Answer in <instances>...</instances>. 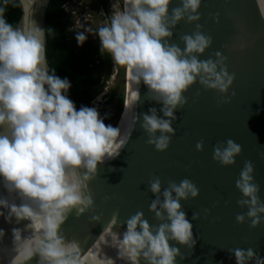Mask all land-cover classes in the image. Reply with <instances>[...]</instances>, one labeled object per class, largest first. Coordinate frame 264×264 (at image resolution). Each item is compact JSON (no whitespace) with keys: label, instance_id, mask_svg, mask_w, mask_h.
<instances>
[{"label":"clouds","instance_id":"1","mask_svg":"<svg viewBox=\"0 0 264 264\" xmlns=\"http://www.w3.org/2000/svg\"><path fill=\"white\" fill-rule=\"evenodd\" d=\"M38 2L42 6L46 0H0V182L8 193L0 196V209L6 210L0 211V217L10 224L14 219L16 224L29 222L24 228L12 229L13 246L8 249L7 264H26L37 255L38 264H116L110 257L100 258L91 248L82 253L80 243L68 242L61 228L73 210L78 216L87 209L95 211L89 184L97 178L98 166L120 155L138 117L136 114L133 125L122 132L121 126L106 125L94 107L77 110L67 95L70 82L57 76L54 69L49 74L50 29L46 34L33 19V5ZM172 3L124 0L122 11L112 14L110 22L94 33L99 37L101 53L107 52L114 65L124 67L137 86L133 93L136 103L143 82L147 98L162 104L159 112L153 107L150 114H143L141 125L148 135L147 143L161 152L170 146L176 111L188 103L184 93L191 86L198 81L206 90L227 97L236 79L229 73L228 58L222 52H215V59H199L213 45V38L204 34L198 23L202 0H180V6L170 12ZM256 3L264 18V0ZM9 6L22 10L17 25L6 19ZM214 19L219 23L220 14L216 13ZM182 21L196 25V31L180 37L184 49L169 43L172 29ZM87 31L92 32L91 28ZM76 39L83 45L87 36L78 32ZM237 40L243 50L247 46L243 37ZM231 96L235 97L236 92L232 91ZM222 102L229 103L230 99ZM196 149L203 151L204 142H197ZM242 152V146L229 138L214 146L213 159L222 166H233ZM254 172L253 162L245 161L236 180L243 196L237 203L248 209L237 214L236 221H250L253 229L264 223V201ZM148 185L155 195L149 209L160 223L152 226L138 211L126 220V231L116 233L112 230L118 223L115 212L99 239L110 237L111 247L118 250V258L125 264H141V260L144 264H178V257H187L170 242L192 250L197 243L181 201L199 197V189L187 178L179 183L169 180L162 190L160 177L153 176ZM192 219H199V213H194ZM92 221L100 222L101 217L94 215ZM5 235L0 229V244ZM228 251L234 254L236 264H264L252 248Z\"/></svg>","mask_w":264,"mask_h":264},{"label":"water","instance_id":"2","mask_svg":"<svg viewBox=\"0 0 264 264\" xmlns=\"http://www.w3.org/2000/svg\"><path fill=\"white\" fill-rule=\"evenodd\" d=\"M49 4L50 0H46L42 6L39 2L33 5L36 9L33 19L46 34ZM178 6L180 0H173L170 12L171 8ZM199 11L202 18L198 23L202 25L203 33L213 38V45L205 54L199 55V59H215L214 53L222 52L228 58L229 73L235 74L234 84L227 97L216 90H206L198 81L191 86L184 93L188 103L176 111L175 135L171 136L169 148L161 152L147 143L148 135L141 125L143 114L149 113L153 107L159 112L162 104L147 98V86L141 82L140 99L137 103L134 100L132 105L130 127L136 114L138 120L128 144L117 158L98 166V176L89 184L95 211L87 209L78 216L77 210H73L62 225L61 232L66 240L78 241L82 253L91 248L94 253H99L100 258L107 256L116 264H125L118 258V250L111 247L110 237L99 238L115 212H118V223L112 230L116 233L126 231V220L138 211L144 213L152 226L160 223L149 209L155 195L149 191L148 185L153 176H159L162 190L168 187L169 180L179 183L187 178L200 192L197 198L181 201L193 224L197 243L192 250L170 242L187 257L183 260L178 257V264H236L234 254L228 251L235 248H252L264 259V223L253 229L249 226L250 221L245 224L236 221L237 214L248 211L238 205L237 201L243 196L236 188L245 161L250 160L255 166L254 180L260 186L259 196L264 201V18H261L256 0H202ZM216 13L220 14L219 23L214 19ZM172 31L174 35L169 43L184 49L180 37L192 34L196 25L182 21ZM240 36L247 45L243 50L238 46L241 41L237 37ZM49 74H52L50 64ZM232 91L236 92L235 97L231 96ZM126 93L125 88L124 103ZM224 99H230V102L223 103ZM124 103L117 127L124 113ZM159 114L163 117L162 112ZM229 138L240 144L243 152L236 157L235 165L222 166L213 159V149L217 143ZM199 141L204 142L203 151L196 149ZM113 168L115 171H111ZM7 195L0 182V196ZM0 211L6 212L4 209ZM194 213H199V219H192ZM94 215L100 216L101 221L93 222ZM28 223L16 224L14 219L10 224L5 217H0V229L6 233L0 244V257H4L0 264H7L8 249L13 246L12 229L24 228ZM24 234L29 235L28 232ZM38 260L37 255L26 264H38ZM141 264H144L143 260Z\"/></svg>","mask_w":264,"mask_h":264},{"label":"trees","instance_id":"3","mask_svg":"<svg viewBox=\"0 0 264 264\" xmlns=\"http://www.w3.org/2000/svg\"><path fill=\"white\" fill-rule=\"evenodd\" d=\"M67 0H50L47 10V52L51 70L61 79H67L71 87L67 93L77 110L81 107H93L95 100L104 93L106 83L113 74V61L110 55L101 53L99 37L87 41L80 50L71 46L73 42L72 23L65 11ZM22 11L9 6L6 12L8 23L17 25ZM125 97V93H124ZM123 100L119 102L118 114L122 113ZM108 104L97 108H107Z\"/></svg>","mask_w":264,"mask_h":264},{"label":"rangeland","instance_id":"4","mask_svg":"<svg viewBox=\"0 0 264 264\" xmlns=\"http://www.w3.org/2000/svg\"><path fill=\"white\" fill-rule=\"evenodd\" d=\"M123 7V0H67L64 9L68 13L72 23L73 42L71 46L77 50H80L83 46L76 39L78 32H82L87 36L85 42L96 40L98 37V35L94 34L96 30L104 26L106 22H110L112 14L122 11ZM88 28H91L93 33L88 32ZM132 85L133 82L129 79L126 104L127 100L129 101ZM125 88L126 69L122 66L114 65L113 74L106 83L104 93L93 103V107L96 109L101 105L108 104L107 108L101 109V114L106 125L110 124L117 127L121 115L117 111L120 100H123Z\"/></svg>","mask_w":264,"mask_h":264},{"label":"bare ground","instance_id":"5","mask_svg":"<svg viewBox=\"0 0 264 264\" xmlns=\"http://www.w3.org/2000/svg\"><path fill=\"white\" fill-rule=\"evenodd\" d=\"M126 77H128V74L126 73ZM127 87L126 90H128V86H129V77L127 78ZM135 92V84L133 83L132 88H131V94L129 97V101L127 100V104L126 101L124 103V110H125V105H127V108L125 110V113L123 115V118L121 119L119 126H121L122 132L126 129H129L130 124H131V120H132V105H133V93ZM126 98H127V93H126ZM126 100V99H125Z\"/></svg>","mask_w":264,"mask_h":264}]
</instances>
